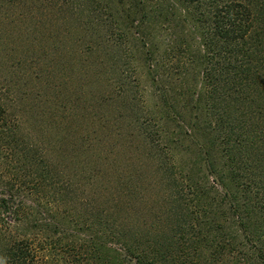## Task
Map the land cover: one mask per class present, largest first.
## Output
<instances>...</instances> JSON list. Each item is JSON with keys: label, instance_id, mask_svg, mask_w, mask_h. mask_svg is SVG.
Returning a JSON list of instances; mask_svg holds the SVG:
<instances>
[{"label": "trees", "instance_id": "16d2710c", "mask_svg": "<svg viewBox=\"0 0 264 264\" xmlns=\"http://www.w3.org/2000/svg\"><path fill=\"white\" fill-rule=\"evenodd\" d=\"M106 6L118 94L145 95L133 63L151 88L154 108L143 99L134 123L168 187L164 209L131 230L69 205L73 188L51 166L39 171L47 199L7 182L16 140L0 105V264H264V0Z\"/></svg>", "mask_w": 264, "mask_h": 264}, {"label": "rangeland", "instance_id": "374dc122", "mask_svg": "<svg viewBox=\"0 0 264 264\" xmlns=\"http://www.w3.org/2000/svg\"><path fill=\"white\" fill-rule=\"evenodd\" d=\"M107 3L0 0V105L16 140L2 170L7 182L27 183L47 199L52 190L39 171L51 166L73 188L69 205L85 216L102 210L118 225L145 230L169 190L134 123L135 110L154 108L140 63L132 64L133 79L145 95L117 92Z\"/></svg>", "mask_w": 264, "mask_h": 264}]
</instances>
